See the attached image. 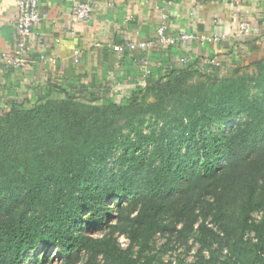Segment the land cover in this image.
Here are the masks:
<instances>
[{
  "label": "trees",
  "instance_id": "16d2710c",
  "mask_svg": "<svg viewBox=\"0 0 264 264\" xmlns=\"http://www.w3.org/2000/svg\"><path fill=\"white\" fill-rule=\"evenodd\" d=\"M213 67L151 74L119 101L71 95L0 108V264H20L40 243L61 248L65 264L82 251L88 264H155L158 234L195 236L194 264H264V59L252 73ZM229 209L240 234L221 258L209 218L226 241ZM97 218L101 236L86 232Z\"/></svg>",
  "mask_w": 264,
  "mask_h": 264
},
{
  "label": "crops",
  "instance_id": "0c3cea01",
  "mask_svg": "<svg viewBox=\"0 0 264 264\" xmlns=\"http://www.w3.org/2000/svg\"><path fill=\"white\" fill-rule=\"evenodd\" d=\"M18 1L0 0V53L18 52ZM80 2L93 7L91 19L72 13ZM38 4L42 20L33 27L28 62L15 66L0 61V108L71 95L119 101L139 84L136 58L141 53L154 78L169 74L168 66H185L183 56L199 68L217 60L219 66L212 71L218 76L252 73L255 63L264 59V0H38ZM163 15L170 33L188 32L195 38L175 46L153 41L143 51L113 48L128 40H154ZM244 21L250 24L249 34L239 33ZM212 35L225 37L209 39Z\"/></svg>",
  "mask_w": 264,
  "mask_h": 264
},
{
  "label": "rangeland",
  "instance_id": "374dc122",
  "mask_svg": "<svg viewBox=\"0 0 264 264\" xmlns=\"http://www.w3.org/2000/svg\"><path fill=\"white\" fill-rule=\"evenodd\" d=\"M255 91V90H254ZM242 120L246 119V115H243ZM232 125V124H231ZM234 127V126H232ZM229 127V128H232ZM217 126H213L209 131L216 130ZM214 161V160H213ZM202 163L205 164V159L203 158ZM112 205L114 201L110 202ZM116 204V203H115ZM229 218L228 222L230 225H227V230L229 232V236L226 241L229 244H226L224 240V232L221 230L219 225L214 224V216L209 218L211 222L209 223L211 227L217 230V234L220 233V236H213L212 239V248L218 250V254L221 258H225L231 253L230 248L233 249V246L237 245L233 238L238 237L240 232L238 228L239 224V214L238 211L228 210ZM254 217L259 219L261 217V213L254 212ZM97 221L100 222L98 225H94L86 229V232L91 233L93 235H103L106 224L102 223V218H97ZM182 223H179V227ZM81 225L77 224V228ZM225 231V229H224ZM226 232V231H225ZM247 242L243 244V247L249 251L254 247L255 243V233L254 231L247 232ZM217 238V239H216ZM120 244L122 247L126 248L129 244V239L126 235L122 234L119 237ZM182 241H178L174 237L169 240V237L164 236L162 234H158L154 241L152 242L153 249L150 254H156V259L154 260L155 264H194L198 259V249L200 247L199 242L196 240L195 236L190 237L186 240L181 239ZM220 243H223L222 245ZM206 256H209V250H204ZM243 254L244 249H243ZM80 259L74 264H88V255L84 251L79 255ZM65 258L63 255V251L61 248L57 247V245H46L40 243L37 247L31 249L26 253L24 258L22 259L20 264H65ZM100 260V259H99ZM104 260H100V264H103Z\"/></svg>",
  "mask_w": 264,
  "mask_h": 264
},
{
  "label": "built area",
  "instance_id": "2783aa9c",
  "mask_svg": "<svg viewBox=\"0 0 264 264\" xmlns=\"http://www.w3.org/2000/svg\"><path fill=\"white\" fill-rule=\"evenodd\" d=\"M19 13L16 22V36L18 39V52L14 54L0 53V61H6L15 66L24 65L28 62L27 52L28 43L33 32L34 25L42 20V15L39 11L38 0H19L18 1ZM72 13L82 19H91L93 17V7L89 2H80L72 7ZM240 34L250 33V24L247 21L241 22L239 27ZM225 35H212L209 39L220 40ZM195 38L194 34L188 32L170 33L169 26L167 24V16L163 15L162 21L157 27L154 40H128L125 42L117 43L113 46L116 51L124 52L130 51H143L153 41L157 42L161 46H175L180 43L190 41ZM45 58V56H41ZM183 64L190 62L188 56L180 58ZM208 63L215 68L219 66V62L215 59L208 60ZM136 64L139 69V82H146L149 76L152 74V68L149 66L148 58L144 53L139 54L136 58ZM174 65L168 66V69H172ZM213 67V68H214Z\"/></svg>",
  "mask_w": 264,
  "mask_h": 264
}]
</instances>
